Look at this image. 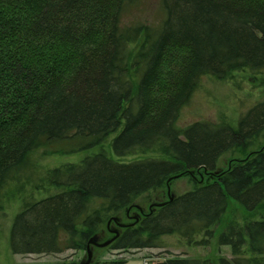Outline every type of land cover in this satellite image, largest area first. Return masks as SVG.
Segmentation results:
<instances>
[{"label": "trees", "instance_id": "16d2710c", "mask_svg": "<svg viewBox=\"0 0 264 264\" xmlns=\"http://www.w3.org/2000/svg\"><path fill=\"white\" fill-rule=\"evenodd\" d=\"M131 1L0 0V196L33 150L53 154L52 145L77 139L81 148L68 151L97 146L37 175L12 222L11 253L85 250L139 195L190 170L214 172L223 153L238 150L242 157L211 181L126 224L108 247H161L168 234L192 243L236 204L249 217L233 213L217 234L232 256L216 264H264V215L252 216L264 204V145L247 150L264 131V0H163L157 28L122 25ZM237 72H248L262 93L235 122L175 124L203 75Z\"/></svg>", "mask_w": 264, "mask_h": 264}, {"label": "rangeland", "instance_id": "374dc122", "mask_svg": "<svg viewBox=\"0 0 264 264\" xmlns=\"http://www.w3.org/2000/svg\"><path fill=\"white\" fill-rule=\"evenodd\" d=\"M165 17L163 0H132L125 5L120 16L124 26H135L139 24L157 28ZM253 77H249L248 72H237L233 79L218 80L210 75H203L191 97L179 111L175 121L178 127H184L196 120L216 121L220 116H224L229 121L235 122L237 118L247 111L252 105L261 99L262 87L256 84ZM81 140H72L66 143L52 145L50 149L57 151L50 154L47 148L33 150L30 155V163L25 168V172L17 181L9 182L2 190L0 196V264H24L55 262L60 260L75 261L78 264L87 259L86 249L73 250L65 249L58 253H11L9 243L10 228L17 212L22 207V197L28 196L33 189L37 175L42 174L45 169L61 165L66 162L78 161L85 154L97 149V146L68 151L79 147ZM264 145V131L257 138L255 143L247 150L251 151ZM106 146V145H105ZM81 148V147H79ZM66 151H59V150ZM247 151V152H248ZM131 156H119L123 161L134 159ZM242 157L238 150L223 153L218 161L214 172H207L199 168L190 170L189 174L166 182L162 187L147 191L134 199L131 205L117 213L115 217L108 220L95 237L97 243H102L113 236L115 232H121L123 226L139 220L144 214L153 211L158 203L167 201L170 196H176L185 190L190 189L194 183H204L211 181L215 174L228 168L232 159ZM31 182V183H29ZM23 183V186L20 184ZM20 190L19 195H14V189ZM40 195H43L41 193ZM38 194V196H40ZM235 213L243 217H249L236 204L230 205L220 221L212 227L211 235H205L204 231L194 236L192 243L187 242L183 237L176 234L161 236L162 246L141 249H111L108 245L96 246L90 244L91 260L89 264H101L103 261L125 259L123 264H144L148 259L150 264L167 258H200L206 259L207 264H216L219 256L231 258L230 247L219 245L216 240L217 234L224 228L230 216ZM264 215V204L261 205L252 216ZM197 242V243H196Z\"/></svg>", "mask_w": 264, "mask_h": 264}, {"label": "water", "instance_id": "95a60500", "mask_svg": "<svg viewBox=\"0 0 264 264\" xmlns=\"http://www.w3.org/2000/svg\"><path fill=\"white\" fill-rule=\"evenodd\" d=\"M169 180H170V179H168L167 182H168ZM170 199H172V196H170L168 200H170ZM165 202H166V201H165ZM165 202L158 203L157 206L162 205V204L165 203ZM117 235H118V233L115 232V236H113L112 238H110V239H108V240H106V241H104V242H102V243H97L96 240H95V238L92 239V240H90V241L88 242L87 246H86L87 259H86V261H84L83 263H80V264H89V262H90V260H91V251L89 250L90 244H93V245H96V246H100V247H102V246H105V245L110 244V242H111V241H112Z\"/></svg>", "mask_w": 264, "mask_h": 264}, {"label": "built area", "instance_id": "2783aa9c", "mask_svg": "<svg viewBox=\"0 0 264 264\" xmlns=\"http://www.w3.org/2000/svg\"><path fill=\"white\" fill-rule=\"evenodd\" d=\"M144 264H150L149 261H148V259H145L144 260ZM154 264H156V262Z\"/></svg>", "mask_w": 264, "mask_h": 264}]
</instances>
